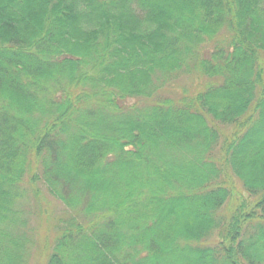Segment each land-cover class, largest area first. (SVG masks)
<instances>
[{"label": "trees", "instance_id": "trees-1", "mask_svg": "<svg viewBox=\"0 0 264 264\" xmlns=\"http://www.w3.org/2000/svg\"><path fill=\"white\" fill-rule=\"evenodd\" d=\"M0 264H264V0H0Z\"/></svg>", "mask_w": 264, "mask_h": 264}, {"label": "rangeland", "instance_id": "rangeland-1", "mask_svg": "<svg viewBox=\"0 0 264 264\" xmlns=\"http://www.w3.org/2000/svg\"><path fill=\"white\" fill-rule=\"evenodd\" d=\"M196 82H194L193 84H195ZM190 83V78L188 76H186V78L184 79H178V81L176 82H168L165 86V90L162 91L163 94H169L170 92H172L173 94H185V92L183 91V89H186V86H190L193 85ZM33 202L30 201V206L29 209L32 208ZM34 208V206H33Z\"/></svg>", "mask_w": 264, "mask_h": 264}]
</instances>
